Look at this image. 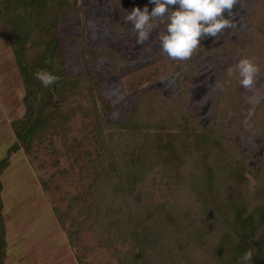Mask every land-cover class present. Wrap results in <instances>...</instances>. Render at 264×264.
I'll use <instances>...</instances> for the list:
<instances>
[{
	"label": "rangeland",
	"instance_id": "obj_1",
	"mask_svg": "<svg viewBox=\"0 0 264 264\" xmlns=\"http://www.w3.org/2000/svg\"><path fill=\"white\" fill-rule=\"evenodd\" d=\"M261 4L264 9V0H239L231 16L227 10L223 13L234 26L222 30L217 37L200 38L193 56L178 61L169 59L161 51L158 37L166 31L164 23L153 30L144 44H137L133 25L126 22V16L135 7L142 10L147 6L151 12L155 5L149 0H77V16L69 19L72 23H68L64 34L74 32L83 39L95 85L92 89L81 86L77 93L67 92L66 101L60 107L67 118V123L60 128L65 134L64 141L58 127L49 129L45 139L36 140L30 152L16 154L1 175L4 264H120L119 259L133 252L135 243L131 237L118 239L109 246L108 236L99 234L91 225L83 227L80 240L74 246L69 239L70 232L75 231L71 227L72 217L78 223L85 217L78 215V207L70 211V203L88 191V181L97 172L92 166L103 157L101 142H106L108 149L111 140L121 143L122 134L130 130L128 125L140 135L127 142L133 147L131 159L137 176L142 175L139 179L155 187H152L150 204L153 207L171 204L172 209L184 211L179 205L186 208L187 195L194 184L192 164L196 153L187 154V165L181 172L179 167L170 171L171 165L149 170L142 167L164 165L156 152L165 154L162 147L171 136H178L175 142L178 148L182 138L186 142L189 134L197 135L212 127L222 80L219 71L237 61V49L248 40L245 21L249 12ZM177 9L178 6H172L173 11ZM7 29L0 25V158L12 143V123L24 114V90L15 41ZM69 50L66 57L72 59L67 62L71 76L85 73L83 55L75 58L79 54L72 48ZM148 74L155 79L144 80L143 86L139 78H146ZM235 82L234 78L232 83ZM236 95L237 108L224 116H215L218 117L216 128L226 134V147L238 148L247 167L257 170L264 165V64L253 87L244 89L239 84ZM101 99L112 109L107 117L103 115ZM137 106L139 110L132 117L133 123L126 115ZM180 108L183 116L176 125L173 113H177L170 110ZM120 125L126 128L121 129ZM50 141L54 142V148ZM144 154L147 160H138ZM250 183L253 187L252 179ZM128 189L131 191V187ZM259 190L263 191V187ZM110 194L104 191L105 197ZM255 197L256 202H261L259 194ZM161 238L157 254L154 253L159 264L181 253L167 236ZM171 247L174 249L170 250ZM185 261L184 258L181 264ZM196 263L212 264V261L199 255Z\"/></svg>",
	"mask_w": 264,
	"mask_h": 264
},
{
	"label": "trees",
	"instance_id": "obj_2",
	"mask_svg": "<svg viewBox=\"0 0 264 264\" xmlns=\"http://www.w3.org/2000/svg\"><path fill=\"white\" fill-rule=\"evenodd\" d=\"M76 6L77 0L0 1V25L6 29L9 27L7 32L14 37L24 90V114L12 123L13 140L0 158V177L16 154L30 152L36 140L45 139L49 129H60L67 123L60 107L66 101L69 90L77 93L81 86L92 89L95 85L90 77L91 64L88 53H84L83 39L74 32L64 34L72 23L69 19L77 16ZM245 24L248 26V40L237 49V61L219 71L222 80L215 102V116H224L227 111L237 108L236 92L241 80L238 63L246 56L245 59H254L252 61L258 68L264 64L262 4L249 12ZM70 48L79 54L73 57L83 55L85 65V73L74 77L67 69V62L72 60L66 57ZM39 71L51 73L58 80L44 87L35 77ZM145 77L139 78L142 85L144 80L151 82L155 79L151 74ZM234 78L236 82L232 83ZM101 101L103 115L107 117L112 109L108 103ZM138 110L137 106L126 115L133 123L135 121H132V117H135ZM170 111L178 114L173 113V124L177 125L176 121L183 116L181 108ZM168 114L171 115V112L168 111ZM215 116L211 128L197 135L189 134L186 142L181 137L183 143L178 148L175 144L179 140L178 136H171L162 147L165 154L156 152L157 158L164 165L142 167L149 170L171 165L168 168L170 171H174L173 167H179L177 169L181 172L187 165V154L190 151L196 153L192 164L194 184L190 188L191 193L187 195L186 208L179 205L184 211L172 209L171 204L168 207L165 204L156 207L150 204L154 184L139 179L142 176L140 174L137 176L135 163L131 159L133 147L127 143L140 137L131 131L132 125H128L131 126L130 130L122 134L121 143L111 140L108 149L106 142L102 141L101 151L105 160L101 157L97 165L92 166L97 172L88 181V191L74 197L70 203V211L74 212L78 207V215L85 216L81 223L72 217L71 227L75 231L69 234L70 244L74 246V242L80 240L83 227L91 225L99 230V234L108 236L109 246L118 239H133V252L119 259L120 264H159L154 256L161 237L165 236L175 243V249L178 248L181 253L177 252L175 257L166 259L165 263L162 261V264H181L184 258L185 264H197L196 256L199 255L210 257L212 264H241L242 257L249 250H253V264H264V165L253 170L247 167L245 158H240L238 148H227V136L222 129L216 128L215 120L218 117ZM120 128L125 129L126 126L120 125ZM60 132L63 140L65 134L61 129ZM50 145L54 148L53 141H50ZM143 152L140 151L141 154ZM138 160L145 162V154ZM150 186L151 189H148ZM261 186L263 191L259 190ZM106 190L111 192L107 197L104 196ZM168 193L171 194V191ZM257 194L261 202H256ZM146 195L147 200L144 198ZM1 209L0 201V212ZM3 238L0 214V264H4ZM115 254L120 257L119 252L115 251Z\"/></svg>",
	"mask_w": 264,
	"mask_h": 264
},
{
	"label": "clouds",
	"instance_id": "obj_3",
	"mask_svg": "<svg viewBox=\"0 0 264 264\" xmlns=\"http://www.w3.org/2000/svg\"><path fill=\"white\" fill-rule=\"evenodd\" d=\"M239 0H149L155 5L151 12L144 6L133 8L126 16V22H131L136 35L137 44H144L155 28L161 23L166 25V31L159 35L161 51L169 59L189 60L200 45V38L217 37L222 30L232 28L230 19H225L223 13L227 10L229 16ZM172 6H178L173 11ZM240 84L244 89H251L259 68L250 59H242L237 65ZM231 75V70H229ZM44 87L56 83L58 77L45 71L35 74ZM217 87H220L217 84ZM241 264H253V250L247 251Z\"/></svg>",
	"mask_w": 264,
	"mask_h": 264
}]
</instances>
